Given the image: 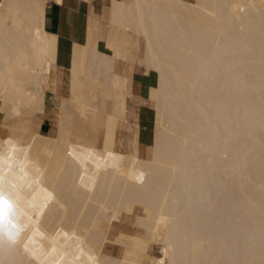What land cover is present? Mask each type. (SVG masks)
<instances>
[{
    "label": "bare ground",
    "instance_id": "bare-ground-1",
    "mask_svg": "<svg viewBox=\"0 0 264 264\" xmlns=\"http://www.w3.org/2000/svg\"><path fill=\"white\" fill-rule=\"evenodd\" d=\"M45 4L0 0V152L12 139L18 158L27 154L35 164L27 166L26 180L36 203L46 192L55 198L38 215V233L25 240L39 257L29 256L31 264H149L156 241L154 264H260L264 0L111 2L109 27L139 35L133 57L156 76L145 157L136 135L128 152L116 150L126 80L113 73L119 58L97 51L96 21L65 64L70 90L55 134L32 129L39 115L48 117L47 75L64 65L56 37L42 26ZM106 35L111 52V29ZM100 82L113 88L111 114L97 107ZM75 114L95 140L102 129L100 147L84 131L71 140ZM131 216L141 231L116 234Z\"/></svg>",
    "mask_w": 264,
    "mask_h": 264
},
{
    "label": "crops",
    "instance_id": "crops-1",
    "mask_svg": "<svg viewBox=\"0 0 264 264\" xmlns=\"http://www.w3.org/2000/svg\"><path fill=\"white\" fill-rule=\"evenodd\" d=\"M113 1H120L128 5L133 0H46L42 26L47 34L56 37L57 49L60 52L59 58L64 65H53L47 75L45 107L47 108L48 117L43 119L39 130L37 128L38 124L34 125V130L36 128L35 131L47 136L55 134L56 113L60 101L69 96L70 90V70L65 64L69 61V57L72 56L71 53L74 46L86 45L88 26L96 21L97 51L102 54L110 55L112 53L117 56L119 59H115L113 62V73L126 80L125 119L120 120L116 127V150L128 152L130 142L135 137L134 130L136 128L137 152L140 157H145L150 146L153 126V114L150 111L148 95L150 88L156 84V76L152 72L146 73L144 71L145 68L138 65L137 60L133 57L136 39L133 33L122 30L117 26L109 27L108 21L111 2ZM109 29H111V52L105 45V36H107ZM140 49H142V44H140ZM100 83L97 107L99 108L100 106L99 110L101 112L111 114L112 103L114 104L113 88L109 83ZM104 93L105 96H103ZM105 102L107 104L109 102L108 106ZM83 124V120L78 114H75L71 138L74 141H78L79 135L84 131L88 137L91 136V139L90 137L89 139L100 147L103 137L102 129L98 140H95L93 138L94 130L87 128Z\"/></svg>",
    "mask_w": 264,
    "mask_h": 264
},
{
    "label": "snow or ice",
    "instance_id": "snow-or-ice-1",
    "mask_svg": "<svg viewBox=\"0 0 264 264\" xmlns=\"http://www.w3.org/2000/svg\"><path fill=\"white\" fill-rule=\"evenodd\" d=\"M5 143L7 149L0 152V264H25L26 261L31 264L29 256L39 257L25 240L29 232L38 233V215H43L55 198L46 192L43 204L36 203L32 196L34 189L26 180L27 166L32 164L35 167V164L27 154L22 160L18 158V148L12 139ZM161 222H164L163 217ZM93 264L97 262L93 261ZM260 264H264V260Z\"/></svg>",
    "mask_w": 264,
    "mask_h": 264
},
{
    "label": "rangeland",
    "instance_id": "rangeland-1",
    "mask_svg": "<svg viewBox=\"0 0 264 264\" xmlns=\"http://www.w3.org/2000/svg\"><path fill=\"white\" fill-rule=\"evenodd\" d=\"M116 26V25H115ZM118 28H121V27H119V26H117ZM122 30H127V31H129V32H131V33H133V35L135 36V46H134V52H136V44L138 43V39H139V35L138 34H136L135 32H133L131 29L132 28H121ZM144 71H146V73L148 72L146 69L144 70ZM149 106H150V104H149ZM150 111H151V113L153 114V108H152V106H150ZM38 121H36L35 123H34V125H37L38 124V126H37V128H38V130L40 129V126H41V124H42V122H43V120H42V117L39 115L38 116ZM34 127L35 126H33V128L32 129H34ZM0 130H1V128H0ZM35 130H36V128H35ZM136 132H137V130H136V128H135V130H134V134L136 135ZM46 135V134H45ZM54 135V134H53ZM53 135H48V136H53ZM90 137V139H91V136H89ZM71 140L72 141H74L72 138H71ZM99 147V146H98ZM134 219H135V217L134 216H131L130 218H128V219H122L121 220V222H119V229L118 230H115L114 232H116V234L118 233V232H120V233H123V234H125V235H133V234H135V232H136V229H138V230H140V228L135 224V221H134ZM125 226V227H124ZM137 227V228H136ZM121 229V230H120ZM118 231V232H117ZM141 231V230H140ZM138 232V231H137ZM158 252H159V241H156L155 243H153L151 246H150V248H149V251H148V254H147V263H149V264H154L155 263V260H156V257H157V255H158ZM116 253H117V251L114 253V255H116Z\"/></svg>",
    "mask_w": 264,
    "mask_h": 264
}]
</instances>
